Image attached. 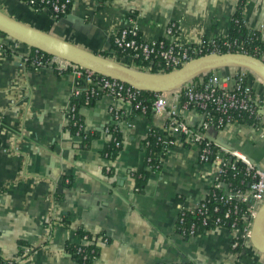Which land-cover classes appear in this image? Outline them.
<instances>
[{
    "label": "crops",
    "instance_id": "obj_1",
    "mask_svg": "<svg viewBox=\"0 0 264 264\" xmlns=\"http://www.w3.org/2000/svg\"><path fill=\"white\" fill-rule=\"evenodd\" d=\"M245 2L244 25L264 40V0H73L66 16L52 18L20 0H0L10 18L136 70L130 57L119 58L112 37L134 12L144 41L176 38L186 46L217 42L228 36L238 3ZM171 24L177 27L168 35ZM0 49V257L15 264H76L66 253L77 244V231L93 236L99 256L93 264H264V254L250 241L231 249L228 227L183 238L176 232L182 209L194 210L220 181L221 193L232 192L219 178L225 151H235L264 170V79L246 71L257 104V125L232 122L205 132L216 145L212 162L200 163L198 149L169 126V118L133 112L120 101L102 96L83 107L84 133L99 132L87 147L67 129V113L76 89L69 74L35 69L24 58L30 48L9 37ZM239 69L219 71L227 86ZM111 109L124 114L115 121ZM177 120L192 131L203 116L180 109ZM117 126L121 149L114 160L103 156L109 142L104 128ZM173 138L159 171L145 167L141 149L150 132ZM106 167L110 170L107 171ZM149 172L142 193L133 174ZM106 240V242H104ZM29 253L22 256L24 250Z\"/></svg>",
    "mask_w": 264,
    "mask_h": 264
},
{
    "label": "built area",
    "instance_id": "obj_2",
    "mask_svg": "<svg viewBox=\"0 0 264 264\" xmlns=\"http://www.w3.org/2000/svg\"><path fill=\"white\" fill-rule=\"evenodd\" d=\"M107 2L109 0H101ZM35 2L44 5L43 10L48 11L52 18L64 15L71 7L73 0H27V5H33ZM177 33V27L171 24L168 29V35L174 36ZM255 36L254 32H248L247 37ZM3 36L0 34V49L2 50ZM264 44V40H260ZM112 47L114 52L127 54L132 60L142 58L145 61H157L162 70L174 71L192 59L208 55L221 54L220 50L225 49L227 53L247 54L244 45L236 40L232 42L217 41L202 43L197 46H186L181 44L176 38H160L154 41H144L136 24L134 12H129L124 20L123 26L113 34ZM253 56L264 63V47H254ZM35 50V55L31 60V66L35 69H51L57 74H69L75 79L76 89L72 97H77L81 92L85 94L84 107L89 106L92 100H97L102 96H109L114 101H120L133 112L145 114L148 111L146 105H142L137 100V93L134 88L115 79L95 74L78 65L72 64L66 60L53 55H41ZM249 55V54H247ZM26 63L27 56L24 58ZM145 71V70H142ZM146 72V71H145ZM163 72V71H162ZM222 81L219 71L210 72L199 85L192 82L170 92L156 93L155 100L151 104V113L160 115L165 113L169 118V126L174 129L184 140L194 145L198 149V160L200 163H210L211 155L210 141L205 137V132L224 124L231 113L244 114L247 117L257 115V104L251 95V87L247 83L245 70H239L235 73L231 86H227V81ZM199 109L202 111L211 108L212 113L217 115L216 120L206 112H203V121L201 131H192L184 122L177 120L180 109ZM75 105L70 104L67 118L70 122L74 118ZM113 119L117 121L119 112L111 109ZM108 125L104 128V133L111 140ZM114 142L116 138H112ZM158 141L162 144L161 152L164 154L171 146L174 140L167 135L160 134ZM212 147H216L214 144ZM225 159L220 171L219 178L227 169H235L236 162H240L245 167L246 177L250 178L247 188L243 191H232L230 195L221 194L216 198V204L208 205L207 202H200L194 210L182 209L177 217L176 226L181 227L177 232L183 238L195 236V224L184 227V220L187 215L197 216L201 225L211 223L214 228L228 227L233 233L231 243L232 250H238L246 241H250L251 230L254 219L261 205L264 203V170L256 168L245 156L235 151H225ZM109 171L110 168L106 167ZM215 188H220V181H217ZM221 212V215L215 217V214ZM88 242L86 236L79 239V243ZM106 242V240H104ZM29 253L26 249L22 256ZM3 264H15L14 261L0 257ZM183 264H191L186 262Z\"/></svg>",
    "mask_w": 264,
    "mask_h": 264
},
{
    "label": "trees",
    "instance_id": "obj_3",
    "mask_svg": "<svg viewBox=\"0 0 264 264\" xmlns=\"http://www.w3.org/2000/svg\"><path fill=\"white\" fill-rule=\"evenodd\" d=\"M26 4L27 0H20ZM64 1V0H61ZM27 5V4H26ZM29 6V5H27ZM33 12H39L43 10L44 5L38 2H35L33 5L29 6ZM70 9V8H69ZM68 9V12H69ZM67 12V13H68ZM244 12H245V2L240 1L238 3L236 12L233 15L232 21H231V27L228 33V36L221 40V41H228L232 42L233 40L238 41L239 43H242L244 45V49L247 54L252 55L253 51L252 49L254 47H264V44L260 41L261 38L258 34L255 33V36L252 38L247 37L248 35V29L244 25ZM60 15L57 16L54 19H60L67 15ZM30 53L27 56L26 64L28 66H31V60L35 55V49L30 48ZM2 50L4 52L5 56H12L15 53L12 52L9 48L2 45ZM228 51L225 49H221L220 53L224 54ZM41 55H46L44 52H39ZM106 53L101 54V56H105ZM115 55L119 58L128 57L125 53L115 52ZM133 65L139 69V70H145L146 72L158 74V73H167L168 70H162L160 63L157 61H145L142 58L134 59ZM163 71V72H162ZM205 78V75L196 77L191 82L193 84L199 85L201 81H203ZM137 93V100L141 102L142 105H146L148 107L147 115L151 113L150 107L151 104L155 100L156 93L154 92H148V91H136ZM251 95L253 96V90H251ZM84 100H85V94L84 92H81L77 97L73 98L71 103L75 105V114L73 120H71L68 123L67 129L70 132L71 135L75 136L78 135L82 137V141L80 142L81 147H87L93 139L99 136V132H93V133H84L83 131V118L80 114V110L84 107ZM96 100H92L90 102V105L93 104V102ZM191 109V108H190ZM196 111H199L202 115L208 112L214 121L217 118V115L212 113L211 108H208L205 111L196 109ZM124 119V114L122 112H119V116L117 118V121H122ZM232 122H238V123H247L249 125H257V115L252 117H247L244 114L239 113H231L224 124L220 126L219 128L215 126L214 129L220 130L222 129L226 124L232 123ZM201 128L198 131L200 132ZM109 134L111 136V140L106 144L105 149L103 150V156H105L109 161L114 160V158L117 156L119 150L121 149V134L119 132V128L117 126H113L109 128ZM160 136L158 131H152L148 135V137L141 142V149L145 150L146 152V161H145V167L150 168V170L157 172L160 170L162 165V159L163 154L161 152L162 144L158 141V137ZM112 138H116L117 141L114 142ZM173 139V138H172ZM210 149H211V155L209 157V162H212L215 156L216 147H212L214 143L210 142ZM149 172L147 170H139L133 174V178L135 180V189L138 193H142L145 185L148 180ZM220 180L227 184L230 190L232 191H243L247 188L248 183L250 182V178L246 177L245 173V167L242 163L236 162L235 169H227V171L220 177ZM221 191L217 189H212L209 194L203 199L204 202H207L208 205H214L216 204V198H218L221 195ZM221 215V212L215 214V217H218ZM195 224V236L203 232L204 230L214 229V226L211 223H208L207 225H201L200 220L197 216L194 215H187L184 220V227H188L190 224ZM181 227L176 226V232H180ZM86 236L88 238V242H81L79 244H67L65 246V251L67 255L76 263V264H93L94 261L99 256V247L95 244V239H93V236L89 235L88 233H85L83 231H77V237L81 239L82 237ZM0 264H3L0 262ZM177 264H183V263H177ZM192 264V263H191Z\"/></svg>",
    "mask_w": 264,
    "mask_h": 264
},
{
    "label": "water",
    "instance_id": "obj_4",
    "mask_svg": "<svg viewBox=\"0 0 264 264\" xmlns=\"http://www.w3.org/2000/svg\"><path fill=\"white\" fill-rule=\"evenodd\" d=\"M0 34L23 45L44 52L120 81L138 91L154 93L177 90L196 77L227 68L252 72L264 79V63L247 54H208L192 59L181 68L167 73L153 74L133 70L101 55L89 53L77 46L55 38L31 26L18 22L0 12ZM250 242L255 250L264 254V203L259 208L251 230Z\"/></svg>",
    "mask_w": 264,
    "mask_h": 264
}]
</instances>
